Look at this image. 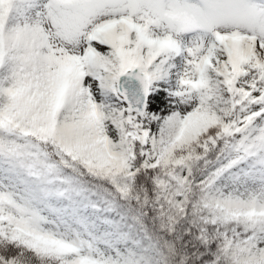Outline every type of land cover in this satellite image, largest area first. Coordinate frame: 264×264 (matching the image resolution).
<instances>
[{
	"label": "snow or ice",
	"instance_id": "obj_1",
	"mask_svg": "<svg viewBox=\"0 0 264 264\" xmlns=\"http://www.w3.org/2000/svg\"><path fill=\"white\" fill-rule=\"evenodd\" d=\"M0 264H264V0H0Z\"/></svg>",
	"mask_w": 264,
	"mask_h": 264
}]
</instances>
